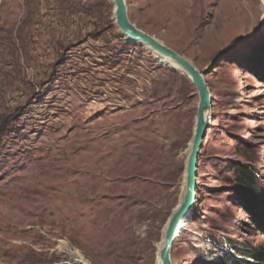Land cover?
I'll list each match as a JSON object with an SVG mask.
<instances>
[{
    "label": "rangeland",
    "instance_id": "rangeland-1",
    "mask_svg": "<svg viewBox=\"0 0 264 264\" xmlns=\"http://www.w3.org/2000/svg\"><path fill=\"white\" fill-rule=\"evenodd\" d=\"M126 3L212 97L172 263L256 264L231 246L264 252L238 166L264 194V0ZM198 105L182 69L121 34L113 0H0V264H162Z\"/></svg>",
    "mask_w": 264,
    "mask_h": 264
},
{
    "label": "water",
    "instance_id": "water-1",
    "mask_svg": "<svg viewBox=\"0 0 264 264\" xmlns=\"http://www.w3.org/2000/svg\"><path fill=\"white\" fill-rule=\"evenodd\" d=\"M113 2L116 25L127 41L131 45L145 47L152 54L170 58L191 79L199 94L195 133L186 169L185 193L182 203L173 211L169 219L165 233V243L161 251L162 264H173L171 253L178 235L183 231L181 228L182 221L190 212H193L192 205L198 199V163L207 131L211 125L212 97L203 73L190 60L133 25L129 19L126 0H113ZM163 64L167 66L166 63Z\"/></svg>",
    "mask_w": 264,
    "mask_h": 264
},
{
    "label": "trees",
    "instance_id": "trees-1",
    "mask_svg": "<svg viewBox=\"0 0 264 264\" xmlns=\"http://www.w3.org/2000/svg\"><path fill=\"white\" fill-rule=\"evenodd\" d=\"M242 177L240 180L243 206L248 210L249 215L264 236V194L256 189V180L252 168L249 166L238 165ZM238 250L242 257L253 260L256 264H264V252L255 249H245L242 247H232ZM231 264H243L242 258H237Z\"/></svg>",
    "mask_w": 264,
    "mask_h": 264
},
{
    "label": "bare ground",
    "instance_id": "bare-ground-1",
    "mask_svg": "<svg viewBox=\"0 0 264 264\" xmlns=\"http://www.w3.org/2000/svg\"><path fill=\"white\" fill-rule=\"evenodd\" d=\"M164 57V56H163ZM165 58H167V57H165ZM169 60H171L170 58H168ZM172 61V60H171ZM173 62V61H172ZM176 64V63H175ZM177 65V64H176ZM178 66V65H177ZM179 67V66H178ZM180 69H182L181 67H179ZM192 145V144H191ZM190 150H191V148H190ZM190 154V153H189ZM98 158V157H97ZM96 158V159H97ZM104 166V165H103ZM197 205V201H196V203L195 204H193L192 205V209L195 207ZM191 213V212H190ZM185 219V218H184ZM184 219H183V221H182V226H181V228L184 226ZM168 225V224H167ZM167 228V227H166ZM165 233H166V230H165ZM163 240H164V242H163V245H162V249H163V247H164V243H165V235H164V238H163ZM77 262L78 263H80V264H89L87 261H85L84 259H82L81 257H78V260H77ZM161 263H162V261H161Z\"/></svg>",
    "mask_w": 264,
    "mask_h": 264
}]
</instances>
